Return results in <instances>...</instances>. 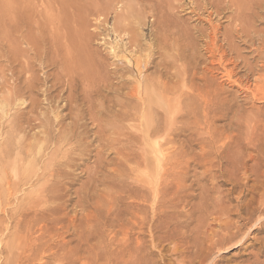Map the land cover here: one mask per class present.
I'll return each instance as SVG.
<instances>
[{
  "label": "rangeland",
  "instance_id": "obj_1",
  "mask_svg": "<svg viewBox=\"0 0 264 264\" xmlns=\"http://www.w3.org/2000/svg\"><path fill=\"white\" fill-rule=\"evenodd\" d=\"M49 8L47 21L40 24L46 30V36L41 28L33 31L37 36L43 34L40 38L48 37L44 40L48 45L42 47L47 52L46 59L51 62L49 68L40 71L43 67L39 68L38 63L34 68L37 77L44 80L47 76L48 81L34 90L33 102L28 98L20 105L19 100L10 101L11 98L6 97L4 80H0V99L5 101L6 97L10 103L8 112V105L5 114L0 110V124L7 132V125L17 120L20 125L19 153L23 158L25 154L33 157L23 159L27 166L19 165L16 202L7 198L8 184L4 183L3 188L0 185L3 196L0 201V264H201L198 260L208 246L218 240L214 237L216 231L222 237L226 225L246 222L243 210L259 207L258 200L264 194V80H261L264 70L260 69L264 68L260 60L264 54V30H260L264 29V0H49ZM18 14L21 18L17 15L20 18L17 20L25 17L21 12ZM167 20L171 31L164 28ZM251 21L254 24L250 26ZM14 25L11 29L17 38L22 34L18 32L19 27L23 26L24 34L28 33L25 31L29 28L27 20H21L15 30ZM165 30L170 33L167 38ZM259 30L263 31L261 39ZM177 33L182 36L180 39L176 38ZM256 39L262 41L259 43ZM164 40L168 43L166 51L162 47ZM171 47L175 55L178 52L182 55H177L179 59L168 58L172 54ZM136 56L142 61V73L134 67ZM67 83L81 95L83 90L93 91L90 93L93 99L84 100L83 96L80 99L78 106L84 112L80 117L70 109L77 106L69 105ZM153 85L155 89L158 87L156 94L160 89L161 97L163 95L169 101L173 97V104L183 98L179 104L175 103L176 108L171 103V111H176L169 115L170 118L173 115V120L169 116L165 118V112L160 110L165 115L162 117L165 119L160 118L161 122L164 120L165 123L161 124L159 119L155 125L159 122L163 131L162 127L168 128L166 120H171L168 130L159 133L162 137L157 139L159 134L156 138L153 134L147 137L153 144L158 143L157 155L147 151L146 147H151L152 142L140 136L143 135L139 133L140 121L130 118L131 122L120 123L122 128L118 130L120 124L115 126L113 118L115 115L117 118L115 112L121 111L118 107L123 105L122 102H131V105L127 104L131 108L141 107L146 87ZM133 88L135 92L138 90L139 100ZM164 92H168L167 95ZM169 93H172L171 97ZM124 96L127 99L131 96L127 103ZM140 99L143 100L140 102ZM6 101H0V105ZM136 102L138 105H134ZM62 135L66 142L58 139ZM43 140L48 141L44 143ZM37 144L44 145L40 153ZM143 144L145 146H141ZM49 154L56 155L58 160L46 169L45 164L39 162ZM34 162L36 165L31 170L35 171L30 173L28 167ZM25 168L28 170L23 175ZM215 183L216 186L220 183V187L214 189ZM204 186H209L210 191ZM53 190L56 191L55 199L48 193ZM212 191L222 194L215 192L212 195ZM191 195L193 200L189 199ZM183 196L189 198L186 200ZM200 198H204L203 203L205 200L212 203L205 202L209 205L206 207ZM194 207L200 212L194 211L196 216L191 210ZM232 207L236 210H231ZM226 213H232V218ZM197 222L200 227H205L198 228ZM200 234L205 238L210 236V241L214 239L210 242ZM263 244L264 226L261 231L250 234L246 250L234 249L225 253V261L221 264L247 263ZM199 250L205 252L199 254Z\"/></svg>",
  "mask_w": 264,
  "mask_h": 264
},
{
  "label": "bare ground",
  "instance_id": "obj_2",
  "mask_svg": "<svg viewBox=\"0 0 264 264\" xmlns=\"http://www.w3.org/2000/svg\"><path fill=\"white\" fill-rule=\"evenodd\" d=\"M240 4V3H239ZM49 10H50V8H49V0H0V59H2V60H4L3 61V63L2 62H0V80L2 79V80H4V84H3V88H4V90L6 91V89H7V96L6 97H8V99L9 98H11V100L10 101H12V99L14 100V101H16V100H19V104L20 105H24L25 104V102L26 101H28L29 99L28 98H30V99H32V100H30V101H34V94H35V91L34 90H36V89H38L37 87L38 86H40V85H42V83H45V82H47L48 81V77L46 76V78L44 79V80H41V78L40 77H37L36 76V69L34 70V68H37V65H36V63H38V65H39V68H40V66L41 67H43L42 68V70H40V71H44L47 67H48V63H51V62H49L50 60H48V59H46V56H47V58H48V55H46L45 54V49L42 47V46H45L47 43H44V40L45 41H47L46 40V38H48V37H46L45 39H43V38H40V37H43V34L41 35V36H37L36 35V32L34 33L33 31H35L36 29H42L43 30V28L40 26V24H41V22H43V23H45L46 21H47V19H48V16H49ZM19 12H21L23 15L22 16H25L24 18H22L21 20H27V23H28V25H29V28L28 29H26L25 31H27L28 33L25 35L24 34V32L22 31V28H23V24L21 25L22 26V28L21 27H19V29L20 30H18V32H20V33H22V34H20L19 35V37H21L22 38V40H19L20 38L18 37H16V34L12 31V25H14V24H17V25H14V29L13 30H15V28L18 26V24L21 22V20H17V19H20L21 17L19 16L20 14H18ZM260 13V12H259ZM25 14V15H24ZM261 14V13H260ZM17 15L20 17H17ZM262 15V14H261ZM260 17V15L258 16V18ZM262 17V16H261ZM264 17V16H263ZM263 19V18H262ZM261 19V20H262ZM19 21V22H18ZM254 21V20H253ZM253 21H251L252 22V24H250V26L251 25H253L254 23H253ZM23 22V21H22ZM167 22H169L168 20L166 21V25L164 26V28H167V30L168 31H171V29H170V27L169 26H167ZM248 21H246V23H247ZM250 22V23H251ZM164 24H165V22H164ZM168 24H170V23H168ZM44 25V24H43ZM244 25H246V24H244ZM20 26V25H19ZM171 26V25H170ZM249 26V25H248ZM255 26V25H254ZM44 27H45V25H44ZM245 27V26H244ZM247 27V26H246ZM257 27V26H256ZM47 28V27H46ZM243 28V27H242ZM249 28H253V27H249ZM255 28V27H254ZM18 29V28H17ZM35 29V30H34ZM247 29V28H246ZM257 29H259V28H257ZM250 30V29H249ZM253 30V29H252ZM260 30H264V29H260ZM259 30V34L260 35H258L259 36V39H261V35H263L262 33H263V31L261 32ZM41 31V30H40ZM44 31V30H43ZM46 31V30H45ZM44 31V35H45V32ZM182 32V31H181ZM180 32V33H181ZM258 32V31H257ZM256 32V33H257ZM43 33V32H42ZM19 34V33H18ZM164 34V33H163ZM167 34H170V33H166V30H165V38H167ZM182 34V33H181ZM184 34H185V36H186V33L184 32ZM188 34V33H187ZM175 35H177V37L176 38H178L179 37V35H178V33L177 34H175ZM174 35V36H175ZM257 35V34H256ZM46 36V35H45ZM44 36V37H45ZM169 36V35H168ZM258 36H256V37H258ZM170 37V36H169ZM182 37V36H181ZM181 37H179V39L181 38ZM264 37V36H263ZM262 37V38H263ZM41 39H42V41H41ZM178 39V40H179ZM170 40H171V38H170ZM257 41H259V43H260V41H262V40H258V39H256ZM185 42V41H184ZM263 43H264V41H262ZM262 42H261V44H262ZM42 43H44V45L42 44ZM164 44H163V49H165V51H166V48H168V43H167V41L166 40H164V42H163ZM42 44V45H41ZM255 44V43H254ZM48 45V44H47ZM23 46H25L24 48H23ZM187 46V45H186ZM262 46H264V44L262 45ZM48 47V46H47ZM46 48V47H45ZM178 48V47H177ZM47 49V48H46ZM171 49H172V47H171ZM263 50H264V48H262ZM261 49V50H262ZM174 52V48L171 50V52ZM175 51H176V49H175ZM258 51V50H257ZM260 51V50H259ZM172 52V54L170 55H168V58H170L171 56L174 58V56H175V58L176 57H178L180 54H179V52L178 53H176V55H175V53H173ZM263 52V51H262ZM47 53V52H46ZM170 53V52H169ZM54 54V53H53ZM131 54V53H130ZM149 54V53H148ZM174 54V55H173ZM179 54V55H178ZM259 55H258V57L260 56V52L258 53ZM46 55V56H45ZM178 55V56H177ZM170 56V57H169ZM180 56H182V55H180ZM55 57H56V55H55ZM149 57V56H148ZM171 57V58H172ZM264 54H262V57L260 56V60H261V62L263 63V64H261V65H264ZM136 59L135 60H137V56L135 57ZM172 58V59H173ZM50 59V58H49ZM138 59H140V58H138ZM145 59V58H144ZM178 59H179V57H178ZM178 59H176V60H178ZM259 59V58H258ZM51 60H52V58H51ZM55 60V59H54ZM131 60V59H130ZM130 60H129V62H130ZM175 61V60H174ZM179 61V60H178ZM128 62V63H129ZM142 62V61H141ZM141 62L139 61V60H137L134 64H135V68H137L138 69V71L140 72V70H141ZM144 62H146V61H144ZM172 62H173V60H172ZM131 63V62H130ZM171 63V62H170ZM172 64H175V63H172ZM176 64H177V62H176ZM176 64L175 65H173V66H176ZM35 65H36V67H35ZM54 65V64H53ZM49 68V67H48ZM261 70L263 69L264 70V68H263V66H262V68H260ZM262 70V71H263ZM137 71V70H136ZM63 72H65V71H63ZM62 72V73H63ZM140 73H142V71L140 72ZM260 73H263V72H260ZM62 75V74H61ZM141 75H143V74H141ZM261 76V75H260ZM61 77V76H60ZM65 77V76H64ZM142 77V76H141ZM259 77V76H258ZM63 78V77H62ZM140 78V77H139ZM186 78V77H185ZM60 80V79H59ZM139 80V79H138ZM261 80L263 81L264 79H263V77L261 78ZM261 81V82H262ZM139 82V81H138ZM62 84V83H61ZM67 84H69V83H67ZM161 84V83H160ZM259 84H260V82H259ZM44 85V84H43ZM46 85V84H45ZM44 85V86H45ZM137 85V84H136ZM140 85V84H139ZM150 85H152L151 83H150ZM154 85H155V83H154ZM154 85L151 87H149V86H147L146 87V89H145V92L143 93V96L145 97V101H144V104H143V102H142V104L140 103L139 105H142L141 107L139 106H135V107H133V108H131V102L129 103L128 101L130 100L129 98L132 96V92H130V93H127V95L128 94H130L131 96L130 97H128V99L124 96L123 98L125 99V103H129L130 105H127V104H124V102H122L123 103V105L122 106H120L121 107V109H120V107H118L119 108V110H121V111H119V112H115L116 114H117V118H115L116 117V115H115V117H113L115 120H116V124L117 125H115V126H118V124H120V123H123V122H129L130 121V118H133L134 117V119L136 118V120H138L137 122H139L140 121V123L141 124H139V126L141 127V129H139V133H142L143 135H141L140 134V136L141 137H143L142 139L144 140H149L147 137H150L152 134L153 135H155L154 137L156 138V136H157V134H159L160 132H162L163 133V131H167L168 130V128H169V125H170V121H167L166 120V123H169L168 124V128L166 129V130H164V127H162L163 128V131H162V129H161V127H160V125H158L159 124V122L162 124V122L164 121H162L161 122V119H165V118H167L169 115H171L173 112H176V111H171L172 110V107H171V101L172 100H174V98L172 97V99H170V97H171V94L172 93H174L175 94V92H172V93H169V95H170V97H168V99H170V101L169 100H167L166 98H164L165 96H163L162 94V97L160 96V93H162V91H160V89H159V92H157L158 94H156L155 93V90H157L158 89V87H157V89H155L156 87H154ZM263 85H264V82H263ZM68 86V92H69V97H68V102H69V105H72V104H75V106H77L76 107V109H73V108H70L71 109V111L72 112H74V114L75 113H78V114H76V115H78V116H76V117H80L81 116V114H83L84 112H83V109L81 108V107H79L78 106V104H79V102H80V99L82 98V96H83V99L84 100H88V99H93V98H91L92 96H91V94L90 93H93V91L92 90H89V89H87V90H83V95H81V94H79L78 93V91H77V89L75 90V87H73L72 86V84L70 83L69 85H67ZM126 86V85H125ZM124 86V87H125ZM142 86V85H141ZM145 86L146 85H144V88H145ZM161 86H163V84H161ZM164 87V86H163ZM89 88V87H88ZM135 88V87H134ZM133 88V89H134ZM262 88H264V87H262ZM66 89H67V87H66ZM132 89V90H133ZM136 89V88H135ZM135 89H134V93H138L137 91L138 90H136V92H135ZM2 90V88L0 89V91ZM46 90V89H45ZM144 90V89H143ZM4 91V92H5ZM140 91V90H139ZM158 91V90H157ZM165 91V90H164ZM166 91H167V89H166ZM174 91V90H173ZM255 91H257V89L255 90ZM254 91V93H256ZM43 92H45V91H43ZM141 92H143V91H141ZM177 92V91H176ZM185 92V91H184ZM1 93H2V91H1ZM167 93L168 92H164V94H166L167 95ZM177 93H181V92H177ZM176 93V94H177ZM262 93H264V90H263V92ZM135 94V95H136ZM173 94V95H174ZM184 94V93H183ZM142 95V94H141ZM141 95H140V97H141ZM184 95H188V94H184ZM184 95H183V97H184ZM255 95V94H254ZM263 95V94H262ZM2 96V95H1ZM0 96V97H1ZM4 96V95H3ZM134 96V95H133ZM179 96V95H178ZM182 96V94L179 96V98ZM191 95H189V97H190ZM6 97H4V99H6L5 101L7 102L6 104H2V105H0V110H1V114H3L4 112H6L5 111V108L7 109V105H8V109H7V112L9 111V104H8V99L6 98ZM138 98H136V99H138L139 100V93H138V96H137ZM174 97H177V96H174ZM255 97H256V95H255ZM264 97V96H263ZM262 97V98H263ZM3 98V97H2ZM134 98L135 97H133V100H134ZM141 98H143V97H141ZM259 98V97H258ZM176 99V98H175ZM178 99V98H177ZM176 99V100H177ZM181 99H183V98H180V99H178V101H176L175 103H178L179 102V100H181ZM187 99V98H186ZM198 99V98H197ZM141 100H143V99H140V102H141ZM184 100H185V98H184ZM184 100H182V102L184 101ZM189 100V99H188ZM0 101H2L1 103H4L5 101L4 100H2V99H0ZM119 101V100H118ZM117 101V102H118ZM132 101V100H131ZM135 101V100H134ZM133 102V101H132ZM138 102V101H137ZM137 102L134 104V105H136L137 104ZM174 102V101H173ZM181 102V101H180ZM14 103V102H13ZM12 103V104H13ZM121 102H119V105H121L120 104ZM139 103V102H138ZM174 103V104H175ZM11 104V105H12ZM15 104H16V102H15ZM14 104V105H15ZM17 104H18V102H17ZM173 104V103H172ZM172 105L173 107L175 106V108H176V104L175 105ZM179 104V103H178ZM177 104V105H178ZM10 105V106H11ZM19 105V106H20ZM118 104H117V106H119ZM138 105V104H137ZM130 106V107H129ZM132 106H133V104H132ZM190 106V105H189ZM90 107H92V106H90ZM193 107V106H192ZM174 109V108H173ZM160 110H163L162 111V114H161V111ZM176 110V109H175ZM160 111V112H159ZM191 111H193V110H191ZM195 111V110H194ZM196 112V111H195ZM163 113L166 115V117H165V115H163ZM171 113V114H170ZM5 114V113H4ZM8 114V113H7ZM6 114V115H7ZM193 114H195V113H192V115ZM6 115H4V119L6 118L5 116ZM10 115V114H9ZM196 115V114H195ZM1 116V115H0ZM8 116V115H7ZM165 117V118H162V117ZM11 117V116H10ZM75 117V116H74ZM172 117H173V115L171 116V118H170V116H169V118L170 119H172ZM195 117V116H194ZM161 118V119H160ZM3 118L1 117V120H2ZM160 119V121L158 122V124L157 125H155V123H157L156 121H158ZM196 119V118H195ZM13 120V119H12ZM15 120V119H14ZM10 121L11 123H9V125H7L8 126V131L6 132V131H4L5 130V128L6 127H4V125H2V124H0V185H1V187L3 188L4 187V183H6V186H7V184H8V189H7V191L5 192V193H7V192H9V193H7L6 195H7V198L9 197L10 198V201L12 200V202H14L15 200H16V183L17 182H19V181H17L16 182V179H17V176H18V174H19V170H20V166L19 165H21V166H23V165H25V164H23V163H26L27 164V162H24V161H26V159H28L29 158V160H30V157L31 158H33L32 157V155L30 156V155H27V154H25L26 156H24L25 158H23V155H22V157H21V155H20V153H21V151H19V149H20V147H21V142L19 143L18 142V140H19V138H18V132L20 131V125H18L19 123H17L16 121L17 120H15V121ZM58 120H59V118H58ZM135 120V121H136ZM169 120V119H168ZM173 120V119H172ZM212 120V119H211ZM113 121V120H112ZM111 121V122H112ZM134 121V120H133ZM19 122V121H18ZM131 122V121H130ZM208 122V121H207ZM209 122H210V120H209ZM209 122L207 123L208 125H209ZM60 123V122H59ZM114 123V122H113ZM113 123H111L112 125H113ZM164 123H165V121H164ZM163 123V124H164ZM108 124H110V123H108ZM172 124V123H171ZM173 125V124H172ZM47 126V125H46ZM49 126V125H48ZM62 126V125H61ZM73 126V125H72ZM123 126V125H122ZM139 126H138V128H139ZM163 126V125H162ZM44 127V126H43ZM120 127V128H119ZM129 127V126H128ZM119 128V129H118ZM118 130H120L122 127H121V124H120V126H118ZM23 129V128H22ZM101 130V129H100ZM126 130V129H125ZM209 130V129H208ZM211 130V129H210ZM71 131V130H70ZM136 131V130H135ZM208 132V131H207ZM65 133H66V131H65ZM64 133V134H65ZM161 133V135H163ZM58 134V133H57ZM71 134V133H70ZM48 135V134H47ZM110 135H112V134H110ZM148 135H150V136H148ZM152 135V136H153ZM160 135V134H159ZM159 136V137H157V139H159L160 137H162V136ZM164 135H165V132H164ZM168 135V134H167ZM65 136V135H64ZM70 136H72V135H70ZM62 137H63V135H62ZM61 136H59L58 137V139L60 140H62V141H65L64 139H66V137L64 138H62ZM153 137V138H154ZM57 138V137H56ZM81 138V137H80ZM152 138V137H151ZM152 138V140H154ZM45 139V138H44ZM49 139V138H48ZM54 139V138H53ZM72 139V138H71ZM126 140V139H125ZM124 140V141H125ZM140 140H141V138H140ZM44 141V140H43ZM48 141V140H47ZM47 141L45 140L44 141V143H47ZM77 141V140H76ZM82 141V140H81ZM149 141H151V139L149 140ZM159 141V140H158ZM41 142V141H40ZM50 142V141H49ZM66 142V141H65ZM78 142V141H77ZM152 142V141H151ZM161 142V141H160ZM43 143V144H44ZM64 143V142H63ZM62 143V144H63ZM68 143V142H67ZM70 143V142H69ZM68 143V144H69ZM75 143V142H74ZM144 143V142H143ZM166 143V142H165ZM65 144V143H64ZM140 144V143H139ZM141 144H142V140H141ZM145 144H146V146H147V144L148 143H146L145 142ZM145 144H143V145H141V146H145ZM161 144V143H160ZM159 144V145H160ZM38 145V144H37ZM46 145V144H45ZM59 145H60V142H59ZM73 145V144H72ZM128 145H130V144H128ZM149 145H150V143H149ZM44 145H42V146H39L38 145V150L37 151H39V153H40V151H42L43 149H44V147H43ZM50 146H52V145H50ZM70 146V145H69ZM113 146V145H112ZM161 146V145H160ZM25 147V146H24ZM59 147V146H58ZM63 147V146H62ZM111 147V146H110ZM151 148V149H149V148ZM55 148V147H54ZM147 148V151L148 152H150V150H151V153H153V154H155V155H157V154H159L158 152H159V146H158V143H154L153 144V142H152V145H151V147L150 146H147L146 147ZM163 148V147H162ZM162 148H160V150L162 149ZM31 149V148H30ZM65 149V148H64ZM149 149V150H148ZM113 150H114V148H113ZM32 151V150H31ZM50 151V150H49ZM60 151V150H59ZM59 151H57L58 152V154H60V152ZM20 152V153H19ZM33 152V151H32ZM56 152V153H57ZM67 152V151H66ZM39 153L37 154V155H39ZM43 153V152H42ZM49 153V152H48ZM119 153V152H118ZM150 153V154H151ZM157 153V154H156ZM233 154H234V151L232 152ZM236 153V152H235ZM61 154H62V151H61ZM117 154V153H116ZM123 154V153H122ZM240 154V153H239ZM44 155V154H43ZM63 155V154H62ZM100 155V154H99ZM162 155V154H161ZM236 155V154H235ZM237 155H238V151H237ZM45 156V155H44ZM55 156L56 155H51V154H49V157L47 156V158H45V159H43V162L41 161V162H39V160H37L39 163H43V165L46 167V169L47 168H49V166L50 165H52L54 162H55V164H56V159L57 158H55ZM154 156V155H153ZM233 156V155H232ZM239 156V155H238ZM68 157V156H67ZM39 158V157H38ZM37 158V159H38ZM44 158V157H43ZM65 158V157H64ZM155 158H156V156H155ZM154 157H153V159H155ZM20 159H22V160H20ZM23 159H25L24 161H23ZM42 159V158H41ZM147 159L149 160L150 159V157H147ZM157 159V158H156ZM58 160V159H57ZM64 160V159H63ZM151 160V163H152V159H150ZM19 161H21V164L19 163ZM34 161V160H33ZM37 161L35 160V162L37 163ZM60 161V160H59ZM68 161V160H67ZM67 161H65V162H67ZM31 162V161H30ZM34 162V165L33 164H31V166L30 167H28V169L30 168V173H33L35 170H31V167L34 169V166L36 165V163ZM154 162V161H153ZM156 162V161H155ZM154 162V163H155ZM38 163V164H39ZM150 163V164H151ZM37 164V165H38ZM57 164H58V162H57ZM67 164V163H66ZM157 164V163H156ZM33 165V166H32ZM40 165V164H39ZM219 165V164H218ZM224 165V164H223ZM235 165V164H234ZM25 166H27V165H25ZM48 166V167H47ZM57 166V165H56ZM61 166V165H60ZM39 167V166H38ZM43 167V166H42ZM155 167V166H154ZM153 167V168H154ZM157 167V166H156ZM217 167V166H216ZM219 167V166H218ZM242 167H243V165H242ZM23 168L24 167H22V170H23ZM223 168V167H222ZM27 168H25L24 169V171H22V174L23 173H25V171L26 170H28ZM154 169H156V168H154ZM230 169H231V167H230ZM38 170V168L36 169V171ZM50 170V169H49ZM153 170V169H152ZM236 170V169H235ZM242 170V169H241ZM47 171V170H46ZM52 171V170H51ZM209 171V170H208ZM207 171V172H208ZM210 171H211V169H210ZM209 171V172H210ZM215 171V170H214ZM217 171V170H216ZM215 171V172H216ZM230 170H228V172H229ZM237 171V170H236ZM39 172V171H38ZM37 172V173H38ZM47 172H49V171H47ZM212 172V171H211ZM218 172V171H217ZM227 172V171H226ZM54 173V172H53ZM219 173V172H218ZM218 173H216V174H218ZM225 173V172H224ZM237 173H241V172H237ZM44 174H46V173H44ZM205 174H207V173H205ZM230 174H232V173H230ZM24 175V174H23ZM48 175V174H47ZM224 175V174H223ZM235 176H236V173L234 174ZM42 176V175H41ZM45 176V175H44ZM68 176V175H67ZM218 176V175H217ZM219 176H220V173H219ZM218 176V177H219ZM233 176V175H232ZM239 176V175H238ZM20 177V176H19ZM48 177V176H47ZM46 177V178H47ZM206 177H209L208 175H206ZM45 178V177H44ZM213 178H214V176H213ZM213 178L211 179V180H213ZM237 178H239V177H237ZM48 179V178H47ZM46 179V180H47ZM210 179V178H209ZM217 179V178H216ZM37 180V179H36ZM38 180H40V178L38 179ZM198 180V179H197ZM197 180H195V182L197 181ZM217 180H220V178H218ZM206 181H208L209 182V180H206ZM34 182H36V181H34ZM39 182V181H38ZM40 182H42V181H40ZM207 182V183H208ZM211 183H212V181H210ZM216 182V181H215ZM217 182H219V181H217ZM234 182H236V181H234ZM37 183V182H36ZM47 183V182H46ZM200 183V182H199ZM206 183V184H207ZM18 184V183H17ZM206 184H205V186H206ZM216 184L217 183H215L214 185L215 186H213L214 187V189H216V187H218L219 185H220V183H219V185H217L216 186ZM241 184V183H240ZM54 185V184H53ZM196 185V184H195ZM200 185V184H199ZM209 185H211V184H209ZM234 185V184H233ZM244 185V184H243ZM243 185H241V186H243ZM245 185H247V184H245ZM196 186H198V183H197V185ZM200 186H202V183H201V185ZM204 186V187H205ZM212 186V185H211ZM241 186H240V188H241ZM19 187V186H18ZM17 187V188H18ZM53 187V186H52ZM55 187V186H54ZM209 187V186H208ZM207 187V188H208ZM220 187V186H219ZM218 187V188H219ZM237 187V186H236ZM236 187H234V188H236ZM238 187H239V183H238ZM1 188V189H2ZM42 188H43V186H42ZM206 188V187H205ZM206 188V189H207ZM239 188V190L241 191V189ZM244 188V187H243ZM242 188V189H243ZM0 189V190H1ZM44 189H47V187H45ZM200 189H201V187H200ZM210 188H208V190H209ZM245 189V188H244ZM5 190V189H4ZM47 190H49V189H47ZM207 190V191H208ZM220 190V189H219ZM224 190V189H223ZM237 190V189H236ZM41 191H43V189L41 190ZM204 191V190H203ZM210 191V190H209ZM214 191V190H213ZM212 191V192H213ZM222 191V190H221ZM232 191V190H231ZM3 192V193H4ZM55 190H53V191H51V193L50 192H48L49 194H51L52 195V197H53V199H55ZM211 192V193H212ZM216 192V191H215ZM215 192H213L212 193V195L214 194L215 195ZM233 192H234V189H233ZM233 192H232V194H233ZM244 192V191H243ZM260 192V191H259ZM5 193H4V197H5ZM207 193V192H206ZM216 193H219V194H222L221 192H216ZM223 193H225V192H223ZM228 193V192H227ZM239 193V192H238ZM262 193H263V188H262ZM262 193H260V194H262ZM39 194V193H38ZM37 194V195H38ZM47 194V193H46ZM49 194L47 195V196H49ZM201 194H202V197H203V193H202V190H201ZM236 194V193H235ZM259 194V195H260ZM1 195V194H0ZM50 195V196H51ZM179 195V194H178ZM200 195V194H199ZM2 196V195H1ZM0 196V201L2 202V198H3V196L1 197ZM207 196V195H206ZM206 196H204V198H206ZM220 196V195H219ZM218 196V198H220ZM223 196V195H222ZM228 196H229V194H228ZM243 196V195H242ZM245 196H247V194L245 195ZM257 196V195H256ZM52 197H51V199H52ZM180 197V196H179ZM183 197H185V196H183ZM182 197V198H183ZM188 198H189V196H187ZM187 197H185V199L187 198ZM201 197V196H200ZM209 197V196H208ZM207 197V198H208ZM259 197V196H258ZM257 197V198H258ZM39 198V197H38ZM46 198V197H45ZM187 198V199H188ZM192 198V195H191V197L189 198V199H191ZM196 197H194V199H195ZM204 198H200V199H202V203H203V199ZM213 198V197H212ZM218 198H217V200H218ZM231 198V197H230ZM242 198V197H241ZM252 198H253V196H252ZM52 199V200H53ZM179 198H177V200H178ZM186 199V200H187ZM197 199V198H196ZM199 199V200H200ZM209 199V198H208ZM214 199V198H213ZM239 199V198H238ZM259 199V198H258ZM18 200V199H17ZM39 200V199H38ZM180 200V199H179ZM178 200V201H179ZM183 200H184V198H183ZM191 200H193V199H191ZM191 200H190V202H191ZM217 200L216 201H214V202H217ZM221 200H222V197H221ZM224 200H226V198L224 199ZM231 199H229V201H230ZM240 200V199H239ZM252 200V199H251ZM180 201H182V199L180 200ZM189 201V200H188ZM207 200H205L204 201V203L206 202ZM253 201V200H252ZM255 201H256V198H255ZM1 202H0V204H1ZM8 202V201H7ZM6 202V203H7ZM16 202V201H15ZM18 202V201H17ZM190 202H187V203H190ZM199 202V201H198ZM197 202V203H198ZM209 202H211V200H208V203ZM220 202V201H219ZM250 201H248V203H249ZM254 202V201H253ZM258 202H259V207H256V208H253V209H251V210H249L250 209V207H249V209L248 208H246V209H244L243 211H245L244 213L246 214V216H247V218L245 219L246 220V222H244V223H242L241 225H237V223L238 222H236L235 224H231L230 226H227L226 225V227L225 228H223V234L224 233H226L225 232V230L224 229H226V231L228 232V233H226V234H222L221 232V235H222V237H220V235L218 236V232L216 231V233H217V235H215L214 234V237L216 236L217 237V239L218 240H214L213 242H212V240L214 239H212L211 241L209 240L210 239V236H207V238H205V236H204V234H200L199 236H204V238L205 239H207V240H209L210 242H212V244L211 243H209L208 241H206V242H208L209 244H211V246H208V248H207V251H206V249H205V251H202V252H200V250L198 251V252H200L199 254H202L203 252H205L204 254H203V256L201 257L200 255V257H201V259L200 260H198V261H200L201 262V264H221L223 261H225L224 260V258H225V256H224V254L225 253H228V252H230V251H232V250H234V249H240V250H242V249H244V250H246L245 249V245H246V243L248 242V240L250 239V234H252L253 232H256V231H261V229L263 228V226H264V194L261 196L260 195V199L258 200ZM9 203H11V202H9ZM8 203V204H9ZM178 203V202H177ZM183 203H184V201H183ZM203 203V204H204ZM207 203V202H206ZM206 203L204 204V206H206V207H209V205H206ZM207 203V204H208ZM212 203V202H211ZM218 203V202H217ZM221 203H223V201H221ZM221 203H220V205H221ZM227 203V202H226ZM229 203H231L232 204V201L231 202H229ZM228 203V204H229ZM245 203V202H244ZM180 204V203H179ZM179 204H178V207H179ZM201 203H199V205H200ZM210 204V203H209ZM214 204L215 203H213V206H214ZM219 204V203H218ZM217 204V205H218ZM225 204V203H224ZM223 204V205H224ZM250 204V203H249ZM253 204V203H252ZM2 205V204H1ZM6 205V204H5ZM17 205V204H16ZM167 205V204H166ZM181 205V204H180ZM183 205V204H182ZM181 205V206H182ZM186 205H188V204H186ZM193 205H194V203H193ZM198 204H196V206H197ZM198 205V206H199ZM202 205V204H201ZM243 205V204H242ZM251 205V204H250ZM4 206V205H3ZM175 206H177L176 204H175ZM184 207H185V205H183ZM203 206V205H202ZM227 206V205H226ZM240 206V205H239ZM244 206V205H243ZM243 206H241V207H243ZM246 206V205H245ZM11 207H13V206H11ZM17 207V206H16ZM190 207V206H189ZM215 207V206H214ZM221 207H224V206H221ZM231 207V206H230ZM3 208V207H2ZM10 208V207H9ZM219 208H220V206H219ZM6 209V208H5ZM12 209V208H11ZM14 209V208H13ZM16 209V208H15ZM176 209V208H175ZM201 209L202 208H200V211H201ZM210 209H211V206H210ZM215 209V208H214ZM216 209H218V207H216ZM216 209H215V212H216ZM221 209V208H220ZM223 209V208H222ZM236 210L235 209V207L233 208L232 207V209L231 210ZM240 209V208H239ZM243 209V208H242ZM7 210V209H6ZM183 210V209H182ZM191 210H193V213L192 214H195V216H196V214H197V212H199L197 209H196V207H194V209L192 208ZM204 210V209H203ZM202 210V211H203ZM207 210V209H206ZM211 210H213V207H212V209ZM9 211V210H8ZM194 211H197L196 213L194 212ZM204 212H205V210H204ZM217 212H220L219 210L217 211ZM224 212V211H223ZM222 212V210H221V212L220 213H223ZM226 212V211H225ZM229 212H233V211H229ZM240 212V211H239ZM2 213H4V210L2 211ZM185 213H186V211H185ZM200 213V212H199ZM4 214H6V213H4ZM14 214V213H13ZM178 214H181V213H178ZM191 214V213H190ZM201 214H203V212L201 213ZM198 215V216H202V215ZM205 214V213H204ZM210 214V213H209ZM227 214V213H226ZM231 215H232V213H230ZM236 214V213H235ZM237 214H238V212H237ZM242 214V213H241ZM223 215H225V214H223ZM222 215V216H223ZM228 215V217L229 216H231V215H229V214H227ZM256 215H259L258 216V219L256 220ZM184 216V215H183ZM187 216H188V214H187ZM210 216V215H209ZM220 217H221V215H219ZM13 217V216H12ZM181 217H182V214H181ZM191 217H193V216H191ZM191 217L190 218H188V219H191ZM204 217V216H203ZM203 217H202V220H203ZM206 217H208V216H206ZM214 218H215V216H213ZM220 217H218V219L220 218ZM226 217V216H225ZM228 217H226V218H228ZM13 218H15V217H13ZM179 218L180 217H178V220H179ZM231 218H232V216H231ZM230 218V219H231ZM239 218H241V217H239ZM254 218H255V221H254ZM195 219V218H194ZM194 219L192 218V220L194 221ZM200 218L198 217V220H199ZM209 219H210V217H209ZM217 219V217L214 219V220H216ZM230 219H226V220H230ZM15 220H16V218H15ZM177 220V221H178ZM197 220V221H198ZM211 220H212V218H211ZM220 220H221V218H220ZM220 220H218V222L220 221ZM175 221V220H174ZM176 221V222H177ZM187 221V220H186ZM204 221H206L205 219H204ZM210 220H208V222H209ZM221 221H223V220H221ZM175 222V223H176ZM189 222V221H188ZM200 223H201V221H199ZM199 222H197V223H199ZM228 222V221H227ZM225 223V221H224V223L225 224H228V223ZM232 222V221H231ZM255 223L253 226H256V227H253V226H250V228H247V225H250V224H252V223ZM182 223V222H181ZM200 223H199V226H198V224H197V227L198 228H201L200 227ZM205 223V222H204ZM203 223V224H204ZM217 223V222H216ZM221 222H219V224H220ZM234 223V222H233ZM177 224V223H176ZM176 224H175V226H176ZM186 224H188V223H186ZM218 224V223H217ZM230 224V223H229ZM228 224V225H229ZM257 224H258V226H257ZM178 225V224H177ZM184 225V224H183ZM206 226H207V223L205 224ZM210 225V224H209ZM180 226V225H179ZM220 226V225H219ZM14 227V226H13ZM197 227H196V230H197ZM203 227H205V226H203ZM202 227V228H203ZM208 227H211V226H208ZM208 227H206V228H208ZM217 227V226H216ZM10 228V227H9ZM178 228V227H177ZM212 229V227L210 228V230ZM219 229V228H218ZM246 229V232H244L243 230H245ZM206 230V229H205ZM208 230V229H207ZM233 230H235V232H233ZM171 231V230H170ZM201 231V230H200ZM203 231V230H202ZM214 231V230H213ZM219 231V230H218ZM248 231V232H247ZM5 232V231H4ZM197 232V231H196ZM199 232V231H198ZM249 232H252V233H249ZM6 233V232H5ZM16 233V232H15ZM194 233V232H193ZM200 233V232H199ZM198 233V234H199ZM204 233H205V231H204ZM211 233H213V232H211ZM219 233V234H220ZM7 234V233H6ZM209 234V233H208ZM208 234H205V235H208ZM13 236H14V234H13ZM192 236H194V235H192ZM208 237H209V239H208ZM220 237V238H219ZM14 238V237H13ZM165 238V237H164ZM2 240V239H1ZM203 241H204V239H202ZM2 241H4V240H2ZM199 241V240H198ZM201 241V240H200ZM14 242V241H13ZM180 242H182V241H180ZM188 242V241H187ZM205 242V241H204ZM176 244V243H175ZM203 244V243H202ZM12 245V244H11ZM16 245V244H15ZM177 246H178V243L176 244ZM176 246V247H177ZM3 247V246H2ZM8 248V247H7ZM177 248H179V246L177 247ZM180 248H181V246H180ZM179 248V249H180ZM12 249V248H11ZM188 249V248H187ZM189 249H191V248H189ZM14 250V249H13ZM12 250V251H13ZM177 250V249H176ZM183 249H181V251H182ZM203 250H204V247H203ZM9 251H10V249H9ZM187 251V250H186ZM176 252H178V251H176ZM183 252H185V251H183ZM198 252H197V255H198ZM172 253V252H171ZM178 254V253H177ZM180 254L182 255V256H184L185 254L184 253H182V252H180ZM189 254H191V253H189ZM239 254V253H238ZM180 255V258H182V256ZM193 255V254H192ZM191 255V256H192ZM196 255V256H197ZM215 255H218V258H217V256L216 257H214ZM14 256V255H13ZM177 256V255H176ZM179 256V255H178ZM234 256H237V255H234ZM233 256V257H234ZM185 257H187V256H185ZM200 257H198V258H200ZM197 258V257H196ZM197 258V259H198ZM264 244L262 245V247H260L258 250H257V252L256 253H253L252 255H251V258H249L248 260H247V263L246 262H244L243 261V263L244 264H264ZM179 259V258H178ZM189 259H191L190 257H189ZM193 259V258H192ZM194 259H195V257H194ZM251 259H253V261H251ZM180 260V259H179ZM182 260V259H181ZM187 260H188V258H187ZM196 260V259H195ZM183 261H186V260H183ZM182 261V263H184ZM187 262V261H186ZM7 263H9V262H7ZM179 264H180V262H178ZM11 264V263H10ZM46 264V263H45ZM186 264V263H185ZM193 264V263H192ZM200 264V263H199Z\"/></svg>",
  "mask_w": 264,
  "mask_h": 264
}]
</instances>
